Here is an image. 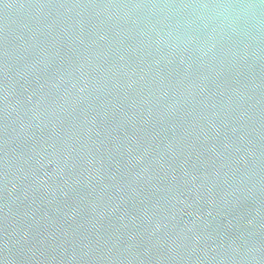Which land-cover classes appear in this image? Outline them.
Masks as SVG:
<instances>
[{
  "label": "water",
  "instance_id": "water-1",
  "mask_svg": "<svg viewBox=\"0 0 264 264\" xmlns=\"http://www.w3.org/2000/svg\"><path fill=\"white\" fill-rule=\"evenodd\" d=\"M0 264H264V0H0Z\"/></svg>",
  "mask_w": 264,
  "mask_h": 264
},
{
  "label": "clouds",
  "instance_id": "clouds-1",
  "mask_svg": "<svg viewBox=\"0 0 264 264\" xmlns=\"http://www.w3.org/2000/svg\"><path fill=\"white\" fill-rule=\"evenodd\" d=\"M231 8H232V7H230V6H226V7L223 8V10H224V11H228V10H230Z\"/></svg>",
  "mask_w": 264,
  "mask_h": 264
}]
</instances>
